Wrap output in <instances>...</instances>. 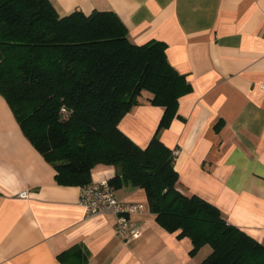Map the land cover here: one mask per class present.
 I'll return each mask as SVG.
<instances>
[{
    "label": "crops",
    "instance_id": "0c3cea01",
    "mask_svg": "<svg viewBox=\"0 0 264 264\" xmlns=\"http://www.w3.org/2000/svg\"><path fill=\"white\" fill-rule=\"evenodd\" d=\"M50 2L60 15L112 10L133 43H166L169 63L191 84L177 116L158 128L163 107L144 96L119 128L140 147L157 134L175 152L177 189L264 244V0ZM55 172L0 94V264H199L210 253L205 244L190 255L191 240L160 226L145 190L128 184L115 194L139 205L130 217L140 235L120 237L115 215L87 214L81 186L59 184ZM114 172L97 164L91 177Z\"/></svg>",
    "mask_w": 264,
    "mask_h": 264
},
{
    "label": "trees",
    "instance_id": "16d2710c",
    "mask_svg": "<svg viewBox=\"0 0 264 264\" xmlns=\"http://www.w3.org/2000/svg\"><path fill=\"white\" fill-rule=\"evenodd\" d=\"M166 47L133 43L112 10L60 15L50 0H0V94L56 181L82 186L97 164L110 165L112 188H143L157 223L191 240L190 255L211 247L199 264H264V244L216 205L177 189L175 153L157 134L140 147L119 128L144 96L163 107L158 128L177 116L191 84Z\"/></svg>",
    "mask_w": 264,
    "mask_h": 264
},
{
    "label": "built area",
    "instance_id": "2783aa9c",
    "mask_svg": "<svg viewBox=\"0 0 264 264\" xmlns=\"http://www.w3.org/2000/svg\"><path fill=\"white\" fill-rule=\"evenodd\" d=\"M62 113H66V108H61ZM175 153V152H174ZM25 197L26 190L18 193ZM79 203L84 206L87 214L113 213L116 218V233L124 238H132L140 235V228L130 217L139 205L124 204L115 194V190L109 184L107 178L92 180L90 183L80 187Z\"/></svg>",
    "mask_w": 264,
    "mask_h": 264
}]
</instances>
